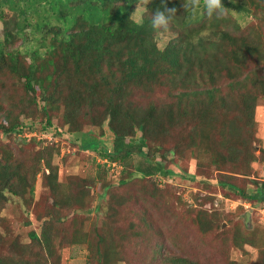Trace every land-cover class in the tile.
I'll use <instances>...</instances> for the list:
<instances>
[{"label": "trees", "instance_id": "obj_1", "mask_svg": "<svg viewBox=\"0 0 264 264\" xmlns=\"http://www.w3.org/2000/svg\"><path fill=\"white\" fill-rule=\"evenodd\" d=\"M138 2L0 0V139L14 134L17 143L30 144L24 149L16 144L19 155L11 146L0 149V224L11 196L27 194L28 203L33 199L42 159L49 173L43 171L41 183L50 199L49 204L44 197L42 214L40 202H34L33 213L42 220L38 232H28L35 254H27L28 245L17 244L0 252V264H48L62 243L85 245L87 264L128 260L127 245L150 246L146 264H198L193 251L216 247L208 237L231 240L237 248L258 244L257 229L248 217L254 206L264 203V180L251 191L247 180L253 175L252 163L264 162V147L259 146L256 154L254 135L255 109L264 99V0H222L231 10L221 18H209L202 8L184 9L186 0H166L168 7H176L177 16L163 51L151 19L156 9L163 10L165 0L145 5L143 22L130 18ZM88 126L97 127L101 136L106 126L112 147L94 151L103 157L108 176L118 174V169L126 176L109 188L104 222L84 231L74 212L86 210L85 198L94 180L78 176L61 186L52 165V147L37 145L52 146L74 134L78 146L87 150L81 131ZM23 132L45 135L25 139L19 136ZM31 145L36 150L31 151ZM53 150L58 154V148ZM187 150L197 168H203L190 179L220 192L208 193L214 197L210 208L217 209L222 202L219 187L233 191L242 206L250 204L244 221L236 225L237 234L222 228L217 213L205 203L202 208L188 203L185 220L184 215L175 220L169 236L158 233L160 228L145 218L142 206L139 211L130 206L129 218L120 225L115 219L117 206L146 202L155 208L154 191L160 189L152 177L176 175L156 157L185 159ZM67 211L73 212V219L65 225L62 214ZM146 232L153 233L150 240L142 239ZM186 232L182 244L173 239ZM5 234L0 231V242ZM168 244L181 247V253L169 247L175 255H164ZM255 262L264 264V245Z\"/></svg>", "mask_w": 264, "mask_h": 264}, {"label": "rangeland", "instance_id": "obj_2", "mask_svg": "<svg viewBox=\"0 0 264 264\" xmlns=\"http://www.w3.org/2000/svg\"><path fill=\"white\" fill-rule=\"evenodd\" d=\"M138 5L139 8L136 11ZM145 10V5L142 2H138L134 6V11L131 13L132 16L136 11L135 18L132 19L138 21L139 17H141L142 13H144ZM234 14L236 15V13ZM1 35L2 22L0 21V37ZM168 35L169 34H167V36L162 39L156 32L155 39L159 47H163L165 45V41H168V39L170 38ZM255 120L257 124L254 135L258 138L255 152L256 154H259L261 151L259 149V146L264 147V99L259 102V105L255 109ZM104 131V134L101 136L99 135L100 131L97 127L88 126L83 128V130L81 131L83 132L81 136H85L84 142L85 146L88 148L87 150H84L78 146L77 137L74 134L65 135L57 142L49 136L47 139L48 143L54 141L52 146L46 145L47 143L37 145V148L41 149L52 147L50 151L52 155V165L57 170V179L60 182L61 186H65L67 183H69L71 180H74L78 176L89 178L92 181L94 180L89 189L90 195L87 194L85 198V200L87 201L86 210L78 209L74 212L80 216L79 220L83 222L82 228L84 231H87L94 225L100 226L104 222L105 215L108 210V204L110 202V197H108V191H110L109 188L111 186H114L117 183L118 179L126 176V174H124L121 169H118V171H120L118 174L115 173V176L111 177V174V176H108L106 166L103 165V157H101L98 152L94 151L98 148L102 150L108 147H112L113 137L107 130L106 126L104 127ZM35 134L37 136V140L45 135L43 134L39 136L37 132H32L31 134L29 133L26 136ZM14 136L15 135L12 134L11 136H4L3 138H1L0 149L2 147H7L9 149L11 146L14 148V151L12 150V153L19 155L21 152L18 151L16 144H20L17 143L20 140H16L17 137ZM19 136L27 139L24 132ZM13 139H15V143ZM29 145L30 144L28 140H25V143L20 144V146H22V149ZM166 145H169V141L166 142ZM33 146L34 145H31V151H33V149L36 150V146ZM55 148L59 149L58 154L55 152V150H53ZM134 157L136 156L133 155V158ZM156 158L159 159L157 161H160L167 168L172 169L176 172V175H173V177H162L160 175L152 177V180H154L155 184L160 189L159 191H154L153 196L155 199V202L153 203L157 202L158 205L152 209L151 203L147 204L146 202L144 204L138 202L141 204L136 206H132V204L135 202H132L128 205L122 204L117 206L116 208L119 215L115 219L120 223V225H122V220H125L124 218H129L130 216V206L136 211H139L142 206L145 207V211L147 212L145 214V218L151 219L153 223H155V225L160 228L161 232L158 233H160L161 235L169 236V228L171 227V225H175L174 221L179 219L181 215L185 216L182 217L181 220H185V210L187 208V204L190 203L192 206L197 205V207L200 206L202 208L203 204L205 203L204 207L209 209L210 207L208 206V204H211L210 202L211 200H213V196H215L217 188H202V186H199L197 183L190 179L189 176L191 174H193L194 172L202 171L203 168H197L195 164L196 159L190 157L188 150L187 158L185 159H177L176 157H172L163 160L160 157ZM134 159H130V162H134ZM44 161L45 160L43 159L40 161L41 170L38 172L33 183L34 186L31 191V197L33 199L30 200L29 203L26 202L25 198H28V195L25 194L23 197L11 196L8 202L5 203V206L1 212L3 222L2 224H0V231L6 234L5 239L0 242V252L12 248L15 245L17 246V244H26L29 246L28 248H25L26 250L28 249L27 254H35L33 250L36 249L32 247L33 243L29 239L28 232L30 230H35L38 232V224H40L42 220L40 218H38V220L37 217L39 216L36 215V217L33 213V206L35 207L37 202H40L38 205V210L40 214H42L44 197H47V200H49L50 204V199H48L49 192L48 190L42 188L41 183V181L43 180V171L45 173H49V168L45 165ZM251 167L253 170V175H251L250 178L255 179L256 181H253L251 179L247 180L249 183L248 190L250 191L255 189L257 183L259 184L261 183L260 181L264 180V162H253ZM115 169L116 168H114V170ZM109 172L111 173L112 170H110ZM150 179L151 177H148L146 180L148 181ZM239 182L241 185H244V181ZM105 184L108 185L105 186ZM219 189L223 197L222 202L219 201V208L216 209L214 208V206H211L209 211L217 213L219 223H221V227H226V230H229L228 232H230L233 236L234 234L236 235L238 232L237 230H239L236 225L240 226L241 222L244 221V213L247 210L246 208H248L250 204L248 202H244L242 206L238 202V197L233 191H223L220 187ZM113 190H116V188ZM208 193L213 196H208ZM65 212H63L62 216L65 225H68L73 219V212ZM133 216H135V214ZM248 219L251 226L257 229L258 236L256 240L258 244H256V246L245 244L242 248H237L230 239L229 242L228 240L217 242L214 238L208 237L206 240L215 242L216 247L208 246L201 251H199L198 249L193 251V255L198 258V264H255V259L259 254V246L264 245V203L258 206H254L253 210L249 213ZM161 229L163 230V232ZM190 231L191 230H189V235L194 236V233H191ZM152 235V232H146L142 234L141 237L142 239L150 240L152 238ZM177 235L179 236H174L173 239L180 241V244H182L184 241H187V232ZM169 247L171 251L181 253V247L178 249L172 248L169 245L166 249H164V255H175L174 253L169 252ZM131 249L132 248L127 245L124 250L128 251V260L118 261L115 262V264H146L144 262L145 257H147L146 255H150V253H152L150 252V246H147L145 244H141L139 248L132 249L133 251ZM87 256L88 251L85 245L62 243L57 246L55 255L54 257L49 258L48 264H87Z\"/></svg>", "mask_w": 264, "mask_h": 264}, {"label": "clouds", "instance_id": "obj_3", "mask_svg": "<svg viewBox=\"0 0 264 264\" xmlns=\"http://www.w3.org/2000/svg\"><path fill=\"white\" fill-rule=\"evenodd\" d=\"M141 2L144 5H147L150 3V0H141ZM183 7L184 9H191L192 12H196L202 8L204 14L209 18H221L231 10L222 3V0H186V3L183 4ZM138 8L139 5L136 11ZM135 13L130 18H135ZM176 16V7H168L165 0L163 10L156 9L154 15L152 16L151 27L156 30L157 34L163 39L170 32L171 25L173 24ZM139 21L143 22L142 16L139 17ZM166 43L167 41H165V46ZM160 50L163 51L164 47H161Z\"/></svg>", "mask_w": 264, "mask_h": 264}]
</instances>
